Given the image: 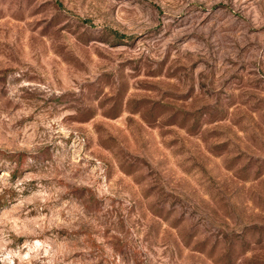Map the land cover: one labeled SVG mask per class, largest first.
<instances>
[{
	"label": "rangeland",
	"instance_id": "1",
	"mask_svg": "<svg viewBox=\"0 0 264 264\" xmlns=\"http://www.w3.org/2000/svg\"><path fill=\"white\" fill-rule=\"evenodd\" d=\"M0 264H264V0H0Z\"/></svg>",
	"mask_w": 264,
	"mask_h": 264
}]
</instances>
